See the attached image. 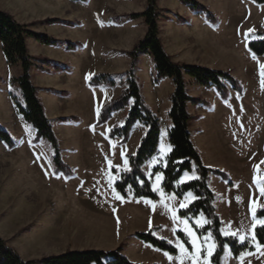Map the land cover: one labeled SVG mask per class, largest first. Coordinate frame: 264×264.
Instances as JSON below:
<instances>
[{
  "label": "crops",
  "instance_id": "0c3cea01",
  "mask_svg": "<svg viewBox=\"0 0 264 264\" xmlns=\"http://www.w3.org/2000/svg\"><path fill=\"white\" fill-rule=\"evenodd\" d=\"M63 1L73 2L71 0ZM196 1L215 15L216 21L214 23L209 19L206 12L192 11L179 0H157L160 38L173 62L222 71V54L226 51V41L231 38L222 34V0ZM214 3L216 4L214 5ZM91 4V1L89 6L76 3L75 10L72 11L73 15L71 11H68L76 22L74 26L70 21L67 23V18L61 15L60 19L67 24L59 21L52 25L44 24L42 29L37 26L32 27L33 31H37V33L49 34L50 37L58 38H55L59 41L58 45L52 46L56 47L54 49L57 50L56 55H49L50 57L41 55L39 52L46 49L43 44L33 38L27 39V47L32 57L55 65L54 72L51 73L46 72L42 66L34 65L31 69V75L35 86L38 88V94L46 109V114L59 139L63 150V159L75 172L74 178L67 180L63 175L54 176L53 160L52 164L50 162V158L53 159V156L50 157L46 153L37 151L42 149L41 147L36 150L29 149L32 145L34 146L32 142L37 131L24 120L10 97L8 88L0 90V124L10 131L16 143V150L12 151L13 161L11 163L12 189L16 191L13 195L14 204L28 206L34 197L33 204L35 206H55L59 213L65 209H73L76 216L84 217L81 222H93L95 220L91 218L95 217L98 222L104 224L98 230L101 231V236L108 240L106 247L117 248L123 245V254L138 264H193L192 256L194 255L200 256L196 264H209V262L212 264L211 258L215 253L216 245L211 234L200 236L191 221L179 215L182 209L196 200L194 193L188 192L192 193L191 197H188V193H186L182 198H179L175 193L165 192L162 187L164 174L161 171L155 172L158 167H166L167 158L172 151L168 139L172 123H168L167 128L161 125L158 154L143 166L144 173L152 181L153 190L155 188L154 191L158 193V200L135 198L132 194L124 199L114 187L115 180L121 172L125 171L124 159L128 160V156L136 152L146 133V127L140 122L136 123L128 143L119 145L121 140L117 139V143L111 141L108 138V133L115 126L124 124L129 113V107L114 113L110 121L102 126L96 127V123L101 109L117 99L127 87L126 73L129 71L131 59L125 52L132 50L135 44L142 40L147 33V26L143 18L130 20L128 16L144 12L147 8V1L95 0L92 6ZM71 33L76 34L73 35L74 38L71 37ZM236 34L235 32V37ZM68 43H78V50L69 51L67 49ZM2 53L3 51L0 49V62L4 64L5 68L9 67L11 72L12 68L18 67H10L5 56H3L4 53ZM71 57H75V60L80 62L86 60L94 65V74H88L82 81L80 88L79 86H70V84L77 85V80L75 83L66 84L61 82L58 76L47 75L56 74L57 67L65 65V67L68 66L76 72L74 76L77 78L79 76L76 70L77 64L76 67H71L69 63ZM21 74L11 72L3 75L6 79L13 80L20 77ZM95 74H108L118 78L117 85L114 88H88V80ZM137 75L150 108L156 115L160 111L169 114L172 106L171 96L175 89L174 84L171 79H162L156 82L157 73L153 57L150 54L140 56ZM185 79L189 96L203 102L199 105L188 104V110L193 116L190 127L192 141L204 159L206 152L204 143H206L205 141L210 143L211 151L218 157L219 162H209L206 165L208 168L221 172L222 169L226 170L225 173L234 182L230 170L222 166V140L226 136L224 131L227 130L228 114L222 112V115H219L212 110L205 109L204 106L216 102L225 111L231 113V116H236L232 102L237 97V93L232 91L230 102L227 103L222 101L214 87L200 86L190 76H186ZM77 87L79 92L76 93V97L81 98L76 100L72 107L71 101L60 96L58 92L74 94ZM194 108L197 109L198 113L193 112ZM198 114H201L202 117H197ZM56 123L62 131L68 129L76 143L79 142V137L84 129L89 130L87 138L89 142H93L96 138L95 134L98 132H103V136H107L108 140H104L103 149L91 150V147L84 154L87 161L83 162L80 161L79 156H76L74 150L76 145L70 144L66 134L57 130ZM42 142L35 146H42ZM22 143L26 144L27 149L20 150ZM0 145L4 146L1 140ZM162 148L163 151H161ZM121 152L124 153L123 157ZM118 156L122 159V164L115 167L113 162ZM97 159L102 161L97 162ZM109 161H111V166ZM261 161L262 159L259 157L256 161L253 160L255 172H253L254 175L250 176L247 168L250 164L249 160H241L239 165L242 162L240 167L243 168V177H241L242 180H238V183L234 182L233 187L230 186L229 181L224 180L221 176H210L209 187L216 194V208L223 223L221 231L224 236L254 238L255 227L261 226L259 221H264V217H256V213L262 210L258 204L246 205L250 203V196L241 200L229 198L230 193L239 190L242 185L245 187V191L252 194L251 196H254L255 199H264V195L261 194V188L264 187V160L263 163ZM100 167L108 169L113 175L112 187L99 182L97 177L91 176L90 181L84 177V170L92 175L95 169ZM45 168L47 171L44 173ZM112 168L116 169L118 176H114ZM128 168H130L129 161ZM42 172L46 176L43 175L44 180L39 178ZM24 174H32V178H24ZM157 175L161 177L160 180L156 179ZM196 177L194 170L185 172L177 182V186L188 183ZM54 180L59 182L53 183ZM222 194H224V200H222ZM117 195L123 199H118ZM182 203L186 207L182 208ZM254 212L255 216L253 215ZM184 221L187 223L185 224ZM193 223L198 228H203L208 224V219L204 215H200L193 220ZM87 230L93 231L95 228L89 227ZM149 231H153L156 237L174 245L178 249V254L172 255L156 249L134 236L136 233ZM179 231L184 232L189 237L191 244L192 239L196 240V245L200 249L199 253L195 252L193 246L192 251L186 247L177 235ZM188 231H191L193 236L190 237ZM213 244L215 247L212 248L209 255L208 249ZM179 245H183L186 251L181 252ZM223 264H264V246L256 244L254 251L244 252L238 257H235L231 249L227 247Z\"/></svg>",
  "mask_w": 264,
  "mask_h": 264
},
{
  "label": "trees",
  "instance_id": "16d2710c",
  "mask_svg": "<svg viewBox=\"0 0 264 264\" xmlns=\"http://www.w3.org/2000/svg\"><path fill=\"white\" fill-rule=\"evenodd\" d=\"M73 2L87 3L88 0H71ZM147 8L144 12L132 14L131 20L143 18L147 26L146 36L140 40L134 48L125 52L131 59L130 69L126 73V89L115 100L105 105L98 116L96 127L102 126L110 121L113 114L129 107L128 116L122 126H115L108 133L111 141L121 139L119 145L128 143L131 131L134 125L140 122L146 127V133L143 136L136 152L128 156L130 171H123L118 176L115 168H112L115 180L114 187L118 194L127 199L130 194L135 198H149L158 200V193L152 188V181L143 171V166L151 158L158 154L161 125L160 119L156 113L146 103L142 93L140 80L137 76L138 63L140 56L150 54L153 57L155 70L157 73L156 82L162 79H171L174 84V92L171 96V109L169 119L172 127L169 130L168 139L172 146V151L167 158L165 168L158 167L155 172L164 174L163 190L167 193H175L182 198L186 193L193 192L196 200L179 212L181 217L191 221L193 227L200 236L211 234L216 250L211 258L212 264H223V258L226 248L229 247L235 257L244 252H252L256 244L264 246V226H256L254 238L246 239L241 242L236 236H224L222 220L217 213L216 194L209 187L211 175L221 176L229 181L231 187L234 182L230 180L225 172L208 168L203 161L202 155L192 141L190 133L193 116L188 110V104H202V100L192 98L187 93V82L185 77L194 78L198 85L212 88L214 87L222 101L227 102L230 97V89L243 94L242 84L232 75L223 71H217L210 68L177 64L167 54L162 40L160 38V28L158 24V4L157 0H146ZM183 5L189 7L192 11H203L207 9L196 0H179ZM257 5H264V0H251ZM209 18H212L209 15ZM58 19L49 20V24L58 23ZM33 38L39 43L47 46H56L59 41L46 34H39L29 29L28 26L19 23L16 18L3 10H0V44L1 50L10 67L20 66L22 74L14 78L12 83L18 84L21 90L23 103L19 102L12 94V100L18 108L24 120L36 129L37 134L33 140L34 145L41 141H46L52 146L54 176L63 175L67 180L75 177V172L65 163L63 159V150L54 127L49 120L46 109L38 94V88L33 82L31 69L36 60L29 54L27 39ZM78 43H68L67 49L75 51ZM248 48L257 57L264 56V38L250 41ZM2 78L0 77V82ZM117 82L114 77L108 74H99L88 80L87 85L90 88H114ZM131 101L133 103L131 104ZM76 120V118H73ZM0 140L10 149L16 147L12 135L0 127ZM196 172V179L177 186V182L185 172ZM200 215L208 219V224L203 228H198L193 220ZM257 218L264 217V209L256 213ZM178 237L184 242L186 247L192 251V244L189 237L182 231L177 233ZM137 239L150 244L156 249L168 252L172 255L178 254V249L170 242L160 239L154 235L153 231L146 233H136ZM123 245L113 251L103 250H69L60 255L44 257L41 260L26 261L21 254L11 247L5 239L0 236V264H138L131 261L123 254Z\"/></svg>",
  "mask_w": 264,
  "mask_h": 264
},
{
  "label": "rangeland",
  "instance_id": "374dc122",
  "mask_svg": "<svg viewBox=\"0 0 264 264\" xmlns=\"http://www.w3.org/2000/svg\"><path fill=\"white\" fill-rule=\"evenodd\" d=\"M90 1L92 2V6L95 0H88L87 3H70L69 1L64 2L63 0H0V10L12 14L19 23L28 26L29 29L33 31V26L42 29L45 25H51L49 24V20L51 19H59L63 24H67V21H70L74 26L76 22L74 18L69 15L68 11H74L76 3L89 6ZM215 4L216 3H214V5ZM81 10H83V8H81ZM206 13L212 16V18L209 19L214 23L216 21L215 15L208 9ZM61 15L67 18V23L60 19ZM235 32L237 33L236 37L234 36ZM71 34V37L74 38L73 35L75 33ZM222 34L231 37L226 41V51L222 54V71L229 73L242 84L243 94L239 95L236 92L237 97H235L232 102V107L236 110V116H231V113L225 111L223 107L216 102L205 104L206 106H204V108L212 110L219 115H222V112L228 114L229 120L226 122L227 130L224 131V135L226 136L224 137L225 139L222 140V166L230 170L233 177L232 180L238 183V180H242L241 177H243V168L240 167L242 162L239 165L241 160H249L250 164L247 168L250 176L254 175L253 172H255L253 160L256 161L258 157L262 159V163L264 160V86H262L261 83V72L264 71L261 65H264V56L257 57L252 54L248 48V43L250 41L264 38V5H257L251 0H222ZM245 34H247V36ZM46 35L49 36V34ZM43 47L46 49L39 52L41 55L50 57L49 55L57 54V50H54L56 47L47 45H43ZM77 50L78 47L76 51ZM253 56L256 58L253 59ZM69 61L73 68L74 66L76 67L77 64L76 70L78 71L77 74H79L77 78L74 76L76 72L68 66L65 67V65L57 67L55 70L56 74L47 75L58 76L60 77V81L66 84L71 82L75 83V80H77V85L70 84V86H79L80 88L84 78L88 76V74L93 73L94 65L86 60H82L83 62L75 60V57H71ZM34 65L39 67L42 66L46 72H54L53 68L55 65L51 62L35 60ZM11 72L21 74L22 70L21 67L18 66L17 68H12ZM11 72L9 67L5 68L4 64L0 62V77L2 78L0 90L8 88V92L19 102L23 103L21 90L18 84L12 83L11 79H6L3 75L10 74ZM96 75L99 74H95L92 77ZM115 80L118 82V78H115ZM227 85L231 93L233 90L229 84ZM79 88L77 87V91H75L74 94L60 91L58 94L63 98H67L68 101H71L70 104H73V107L74 102L81 98L79 96L76 97ZM228 102H230V97L227 103ZM132 103L133 101H131V104ZM193 112L196 113L197 109L194 108ZM157 116L160 119V125H163L164 128H167L168 123H171L168 114H164L163 111L157 112ZM197 117H202V115L198 114ZM0 127L10 133L3 125L0 124ZM55 127L59 132L62 131L57 123ZM62 132L66 134V138L69 140L70 144L76 145L74 147L75 153L77 154L76 156H79L80 161L83 162L87 161L84 154L88 152L91 147V150L103 149L104 140H108L107 136H103V132H98L95 134L96 138H94L93 142H89L87 139L89 130L84 129L79 137V142L76 143L75 138L68 129ZM114 142L117 143V139ZM205 142V159L202 156L204 164L206 165L209 162L218 163V157L211 151V144L207 141ZM40 147L42 149H39ZM15 148L10 149L5 143L4 146L0 145V236L5 239L11 247L16 249L26 261L41 260L44 257L60 255L69 250L83 251L89 249L113 251L119 247H106L108 240L101 236V231L98 230V228L103 227L104 224L98 222L95 217L91 218L95 220L93 222H81V219H84V217L76 216L73 209H65L62 213H59L58 208L55 206H35L33 204L34 197L32 198L31 204L28 206L15 205L13 195L16 191L12 189L13 176L11 175V163L13 161L12 151L16 150ZM25 149H27V146L22 143L20 145V150ZM29 149H39L37 151L46 153V155H50V157L53 156L52 146L46 141L42 142V146L38 147L32 145ZM96 161L101 162L102 160L97 159ZM50 162L52 164L51 158ZM113 164L115 167H119L122 164V159L118 156ZM222 170V172H227L224 169ZM46 171L45 168L44 173ZM84 171V177H87L88 181L91 180L90 177L92 176L95 178L97 177L98 181L106 186H113V175L108 169L104 167L97 168L92 175L86 170ZM24 175V178H32V174ZM43 175L42 172L39 177L42 180L46 177ZM52 182L58 183L59 181L54 180ZM245 190V187L241 185L239 190L230 193L229 198L231 200H241L250 196V203H247V206L256 203L261 209H264V199H255L254 196H251L252 194L247 193ZM222 200H224V194H222ZM89 227H94L95 230H87ZM246 239L249 238H244L243 241Z\"/></svg>",
  "mask_w": 264,
  "mask_h": 264
},
{
  "label": "snow or ice",
  "instance_id": "6c2138e0",
  "mask_svg": "<svg viewBox=\"0 0 264 264\" xmlns=\"http://www.w3.org/2000/svg\"><path fill=\"white\" fill-rule=\"evenodd\" d=\"M250 31H252V30H250ZM245 35L247 36V34H245ZM255 58H256V57L253 56V59H255ZM261 68L264 69V65H261ZM261 77H262L261 83H262V86H264V71L261 72ZM161 151H163V148L161 149ZM121 156H122V157L124 156V153H123V152H121ZM123 163H124V170H125V171H130V169L128 168V160H127V159H124ZM109 165L111 166V161H109ZM156 179H157V180H160L161 177H160L159 175H157ZM154 190H155V188H154ZM261 194L264 195V187L261 188ZM187 195H188V197H191V196H192V193H188ZM117 198H118V199H123V198L120 197L119 195H117ZM165 207H167V206L165 205ZM181 207H182V208H183V207H186V205L182 203V204H181ZM253 215L255 216V212L253 213ZM205 222H207V221H205ZM184 223L186 224L187 221H184ZM198 223H199V222H198ZM259 223H260L262 226H264V221H259ZM200 226L202 227L203 225H200ZM188 235L191 237V236H193V233H192L191 231H188ZM205 239L207 240V238H205ZM240 240H241V242H243L244 237L241 236V237H240ZM192 246H193V249L195 250V252H197V253L200 252V249H199V248L197 247V245H196V240H195V239H192ZM179 247H180L181 252H185V251H186V249L184 248L183 245H179ZM214 247H215V245L213 244V245L208 249V253H209V255L211 254V250H212V248H214ZM166 255H167V254H166ZM169 258H171V257H169ZM199 259H200V256H198V255H194V256H192L193 264H196V262H197ZM209 264H210V262H209Z\"/></svg>",
  "mask_w": 264,
  "mask_h": 264
}]
</instances>
